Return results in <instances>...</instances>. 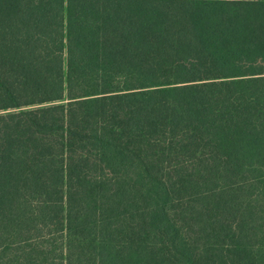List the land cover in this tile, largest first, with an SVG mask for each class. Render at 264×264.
<instances>
[{"label":"trees","instance_id":"1","mask_svg":"<svg viewBox=\"0 0 264 264\" xmlns=\"http://www.w3.org/2000/svg\"><path fill=\"white\" fill-rule=\"evenodd\" d=\"M0 264H264V0H0Z\"/></svg>","mask_w":264,"mask_h":264}]
</instances>
